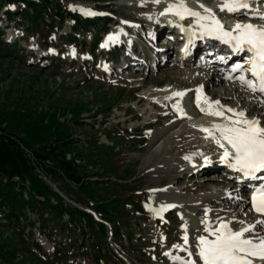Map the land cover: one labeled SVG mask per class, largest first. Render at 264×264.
Returning a JSON list of instances; mask_svg holds the SVG:
<instances>
[{
  "label": "rangeland",
  "instance_id": "obj_1",
  "mask_svg": "<svg viewBox=\"0 0 264 264\" xmlns=\"http://www.w3.org/2000/svg\"><path fill=\"white\" fill-rule=\"evenodd\" d=\"M57 1L50 0L49 5L52 6ZM186 1L211 8H217L221 2ZM13 3L14 1L5 2L0 6V129L24 144L22 146L27 151L25 154L30 159L33 158L29 151L44 149L45 153L47 148L57 145L55 139L60 133L61 136H68L67 140L71 143L67 144L68 148L62 150L63 159L68 160L74 153L78 155L73 162L81 167L79 173L85 176L82 180L95 182V188H90L95 198L103 199L106 196L105 198L109 199L118 196V193L120 197L130 194L129 198L119 197V200L122 203H125L123 201L126 199L129 200L126 203L136 202L138 207L141 197L143 198L141 208L144 211L140 210L139 215L134 213L135 208L128 207L129 204L118 206L125 212L124 217L119 214V223L114 225L119 237L117 240L121 241L117 243L127 247L124 249L127 258L117 254L123 264H175L165 255L167 252L188 259L187 252L179 251L173 248V245H183V225L188 218L192 219L193 212L197 218L196 222L202 217L207 218L205 205L214 218H222L225 221L233 219L230 225H239L241 220L246 223L252 220L246 215V210L242 209L243 206H240L241 202L211 201L229 195L225 189L230 183L226 180L220 182L223 177L221 174L214 172L205 173V176H187L190 167H186L194 164L193 156H198L195 151L200 150V142L197 143L194 130L189 127L192 124L200 126L207 119L199 115V109L192 105L196 97L191 89L206 83L210 85L211 93H215L212 96L222 105L237 111H248L247 117L261 115L264 109H261L253 98L242 96L241 92L237 91L238 88L219 82V77L214 76L212 80L207 74L210 70L205 67H190V63L185 64L186 66L172 63L169 61L170 55L166 65L159 68L150 67L147 62L140 61L141 53H144L141 43L134 37H139L142 30L133 22L144 25L145 17L160 9L161 3L157 5L152 0H63L61 3L64 4H60L62 8L79 16L80 21L83 20L79 24L80 29L73 31V36L70 34L71 28L67 18H64L56 30L53 27L56 24L54 22L51 29L41 25L40 28L32 29L33 31H25L23 28L27 21L17 18L12 8ZM81 9L113 15H110L111 18L109 16L110 21L106 25L99 26L98 20L83 14ZM4 11H8L13 17L5 18ZM120 19L129 21V37L124 39L134 40L135 48H141L139 61L132 59L129 62L133 64L132 67L141 69L135 71L133 68H127L118 74L114 69L110 74V65L113 61H118L116 50L111 49L109 45L101 47L104 44L101 34L97 36L99 43L94 45L92 50L89 47L90 34L102 28L105 31L117 29ZM68 34L70 38L67 37ZM40 47L43 48L42 52L38 49ZM118 54L120 59L124 52ZM104 58H108L110 63H103ZM174 59L172 57V60ZM139 62L142 63L141 66L138 65ZM113 78L115 82L112 81ZM172 91L186 93L182 99V107L190 119L182 118L176 109L167 106ZM190 131L191 134L188 133ZM18 147L24 152L20 143ZM61 148L62 146H58L57 151ZM97 149L102 151L99 153L104 155L103 157L107 154L112 156L106 157L108 159L105 162L104 158L103 162H100L96 159L100 156ZM91 155L97 156L84 164ZM185 156H191V162L185 160ZM47 160L42 161L43 165L40 167L34 162L31 163L33 172L41 180H44L46 171L43 166H51L50 160ZM99 163H102V166ZM106 163H112V169L106 166L102 169ZM45 178L48 179L46 176ZM64 183L68 188H63V193L55 189L59 183H49V188L52 187L51 190L57 192L65 203L77 206V201L72 200L77 198V195L73 196L77 193L76 187L67 181ZM104 185L106 187L101 189ZM223 193L225 195H221ZM235 196L243 200L242 195ZM165 198H172L179 207L170 208L168 213L161 215V219V216L153 211L156 212L169 204L171 199H167V203H161ZM146 205L153 210L150 211ZM8 210H18L24 213L23 217L20 215L16 221L11 220L9 224H5L2 216L7 214ZM201 212L204 213L203 216ZM37 213L39 211L36 209H18L12 201L9 205H0V243L3 241L14 247L8 260H0V264H103L104 259L94 261V252L90 251L87 245L98 237L85 233L80 235L76 230L79 224L74 227L75 232L71 235L55 233L50 222L46 223V228L41 229L33 216ZM42 215L45 216L44 213ZM183 216L187 217L186 221ZM117 217L112 218L117 220ZM62 220L65 221L64 215ZM27 221L32 226L28 225ZM234 225L233 229L237 227ZM106 226L112 229L111 223ZM200 228L196 230H199V235H203L205 232L200 231ZM15 231L19 233L21 240L13 236L12 232ZM187 234L189 250L194 252L191 240L193 241L196 232L187 231ZM70 239L71 244L67 242ZM33 243L35 245H32ZM104 244H107L106 240ZM92 250L95 251L94 246ZM37 258L42 263L38 262ZM131 259L135 261L131 262ZM193 259L198 263L196 256H193Z\"/></svg>",
  "mask_w": 264,
  "mask_h": 264
},
{
  "label": "snow or ice",
  "instance_id": "obj_2",
  "mask_svg": "<svg viewBox=\"0 0 264 264\" xmlns=\"http://www.w3.org/2000/svg\"><path fill=\"white\" fill-rule=\"evenodd\" d=\"M146 2V0H145ZM154 4H160L161 0H152ZM259 2L264 5V0H221L219 9L221 12L241 13L249 20L264 21V7L256 8ZM143 6V3L141 4ZM203 9L202 14L190 8L185 0H177L176 3H169L161 12V15L173 14L180 20L192 18L196 25L202 30L201 36H210L221 40L229 45L233 52L250 54V59L246 61L249 67L245 68L243 63H236L232 68V73H240L238 76L228 75L227 79L237 80L243 87L253 94H259V103L264 106V23L254 24L251 22H237L231 28L218 19L212 9L203 4L198 5ZM75 10V9H73ZM83 14L89 16L102 15L92 10L81 9ZM182 31H186L180 26ZM118 37L109 35L107 41L101 47H107L108 42H115ZM191 43V39L189 40ZM73 55L75 50L73 49ZM224 61L225 57L217 58ZM250 72V77L244 73ZM186 95L185 92H175L172 98L179 97L180 100ZM180 100L174 108L182 118H191L180 104ZM207 107H202L201 103ZM195 103L200 111L206 115L222 118L224 123L213 124L211 128L201 127L200 130L207 133L206 139H212L219 148L223 149L220 160L241 174L242 179L250 181H264V125L259 118H248L245 111H237L227 108L219 100L210 101L207 97H201V89L196 90ZM225 113H231L226 116ZM217 133L219 135H217ZM205 163L210 162L209 157L200 154ZM185 160H192L191 156H185ZM156 191V190H152ZM251 211L259 216H264V183L253 186L251 191ZM149 210L152 211L150 206ZM177 207L174 204L162 206L156 213L159 215L170 208ZM209 210L205 209V213ZM161 219L163 217L161 216ZM219 223L209 222L202 219L203 231L207 235H198L195 238V252L189 250V236L187 234V223L183 226V245H173V248L188 253V259L180 256H173L171 252L165 253L175 264H197L191 257L197 256L202 264H256L257 261L264 264V220H257L246 224L241 220L239 229L229 226L230 222H225L222 218H217ZM259 226L260 231L257 230ZM211 237V238H210Z\"/></svg>",
  "mask_w": 264,
  "mask_h": 264
},
{
  "label": "trees",
  "instance_id": "obj_3",
  "mask_svg": "<svg viewBox=\"0 0 264 264\" xmlns=\"http://www.w3.org/2000/svg\"><path fill=\"white\" fill-rule=\"evenodd\" d=\"M12 1H14L12 8L14 12H16V16H18L17 18L27 21V25L23 28L25 31H28V29L33 31L32 29L40 28L41 25L46 27V29H51L54 22L56 24L53 27L56 30L59 29L57 27L60 26L64 18H67L71 28L70 34L73 36V31L79 30V24L83 22V20L80 21L79 16L70 14V12L66 11L64 7L62 8L60 4H64L61 3L63 0H58L57 3L54 2L52 6L49 5L50 0H39L38 2L30 0H0V6H3L5 2L12 3ZM4 16L7 19H11L13 17V15H11L8 11L4 13ZM97 20L96 21L99 26H104V22L99 21V19ZM70 34L67 35L68 38H70ZM0 35H2L1 32ZM91 37L94 38V34H92ZM67 139L68 136H61L60 133L55 139V144H57L56 146H62L60 151H57V147L55 145L47 148L45 153L44 149L35 152L29 151V154L33 158L30 159L25 154L27 151H25L26 148L22 146L24 144L16 141L15 138L10 137L2 129H0V205L4 204L6 206L7 204H10V201H12L13 204L17 205L18 209L21 207L25 210L28 209L29 211H35L36 209L39 213L33 216L38 222V225H40V228H46V223L50 222L52 226L51 228L59 235L73 234L75 232L74 227L79 224L76 230L79 231L80 235L83 236L85 233L93 234L95 237H98V239H94V241L87 243L89 247L88 249L94 252L93 258L95 262L97 260L104 259L102 261L103 264H111L113 262L119 263V259L111 250L107 248V245L104 244V241L107 238L104 224L95 221L94 217L98 218L102 222H107V224L111 223L112 229L110 236L112 237V244L114 248L120 252L119 248L124 250L127 247H124L121 243H117L118 241H121L117 240L119 237L117 236L114 225L119 223V214L123 215V217L125 216V212H122L123 209L120 210L118 206L129 204L128 207L135 208L134 211L139 210V207L136 205V202L126 203L129 202L127 199L123 201L125 203H122V201L119 200V193L118 196L115 195L116 197H111L113 200L110 201L109 199L111 198L109 197V199H107L105 198L106 196L103 199H100V197L95 198L90 189L95 188V182L91 183V181L87 182L82 180L85 176L79 173L81 167L73 162L75 156L78 157V155L74 153V156L70 157L68 160L63 159L64 152H62V150L68 148L67 144L71 143V141ZM19 143L24 152L20 149V147H18ZM101 150L103 151V148ZM101 150H98V153L102 152ZM96 156L97 155H91V157L89 156L87 162L84 161V164H87L89 159L91 160V158H96ZM103 156H97L96 159L100 162H105V160L112 155L107 154L105 157ZM47 158L50 160L51 166L47 168L45 166L43 167L46 169L44 174L48 179L43 176L44 180H41L33 172V166L31 163L34 162L40 167L43 165L42 161H46ZM108 162H110V160H108ZM99 164L102 166V163ZM111 164H103V167L101 168L105 169L106 166V168L112 169L113 164ZM105 171L109 173L112 172V170ZM64 181L72 183L73 186L76 187L77 193L73 194V196L76 197L77 195V198H72V200L73 202L77 201L75 202L77 203V206L65 203L62 201L60 196L49 188V183H59L55 189L58 192H62L63 188H68ZM105 187V185L101 186V189H104ZM127 197L129 198L130 194H124L120 198L124 199ZM84 199L86 201H84ZM7 212V214H3L2 216L5 224H9L11 220L16 221L18 216L22 215L23 217L24 214L18 210L17 212H11V210H8ZM43 213L45 216L42 215ZM63 215L65 217V221L62 220ZM114 216H118L117 220H115L116 218H112ZM27 224L32 226L29 221H27ZM12 234L17 238V240H21L17 231L12 232ZM91 239L93 240V238ZM70 241L71 239L67 242L71 244ZM54 244L55 243L53 242V245ZM98 244H100V246H97ZM32 245L35 244L33 243ZM71 246H73V244ZM92 246L95 247L96 252L92 250ZM3 247L5 248L3 249ZM13 248L14 247H12V245H7L1 241L0 260H8L9 255L11 256V252L14 251ZM55 254L57 255L56 252ZM122 254L126 255L125 252ZM106 259H108V262H106ZM38 262L42 263L40 260H38Z\"/></svg>",
  "mask_w": 264,
  "mask_h": 264
},
{
  "label": "bare ground",
  "instance_id": "obj_4",
  "mask_svg": "<svg viewBox=\"0 0 264 264\" xmlns=\"http://www.w3.org/2000/svg\"><path fill=\"white\" fill-rule=\"evenodd\" d=\"M177 2V0H175V1H172V2H170V3H176ZM185 3L190 7V8H192V9H194V10H196V11H202V13H203V9H201V8H199V6L198 5H196L195 3H191L190 1H186L185 0ZM221 3V2H220ZM167 5V4H166ZM165 5V6H166ZM260 6V5H259ZM209 7V6H208ZM259 8H261V6L259 7ZM209 9H212V11L213 12H219L220 11V9H219V5H218V7L217 8H211V7H209ZM222 14H224V16H226L227 18H245L244 17V15H240L239 14V12H237V13H227V12H222ZM157 15H153V17L151 18V21H155L156 19H157ZM165 21V20H164ZM231 21H233V20H231ZM251 21H253V22H255L254 20H251ZM166 22V21H165ZM233 24H235V23H233ZM163 53H166V52H164L163 51ZM249 58H243V59H238V60H235V61H237V62H239V63H243L245 66V68H247V63H246V61L248 60ZM178 61L183 65H185L186 63H188V62H186V61H182L181 59H178ZM166 65V61H163L161 64H159V65H156L155 64V66H156V68H159L160 66H165ZM208 75H210V77L212 78V80L214 79V76H215V74L211 71V72H208L207 73ZM218 80H221L220 79V77L218 78ZM207 82V81H206ZM233 84L236 86V88H238L239 89V87L237 86V83L236 82H233ZM198 89H201V97L203 98L205 95V97H207V96H212V95H215V93L214 94H212L211 93V91L209 90L210 89V85H206V83H202V85H199L198 86ZM176 91H172L170 94H171V97H170V99H169V101L170 100H173V101H175V102H177L178 100H179V97H175V98H172V94L173 93H175ZM243 92V91H242ZM208 93H209V95H208ZM203 94H205V95H203ZM195 95V97H196V93L194 94ZM201 106L202 107H207L206 105H204L203 104V102L201 103ZM196 107H197V105H196ZM197 109H199L198 107H197ZM199 113V115H201V116H205V117H207V119H206V121H205V123L204 124H202V125H200V126H198V125H196V124H192V125H190V127H189V129L190 130H194V138L196 139V141H197V143H201L204 147H205V149H207V152L206 153H202V151H201V149L199 150H197V151H195V153L198 155L197 157L196 156H193L195 159V161H193L194 162V164H192V165H190V166H188V167H186V168H188L189 169V167H190V169L192 168L193 170H194V168H197L195 171H197V172H201V171H199V168L202 166L201 164L204 162V160H203V158H202V156L200 155V154H203L204 156H207V157H209V160L211 161V162H214V164H217V163H219V162H222L223 164H224V162L223 161H221L220 159H219V156H220V153H221V151L223 150V149H221V148H219L218 147V145L212 140V139H206L205 137L207 136V133H205V132H203V131H201L200 130V128L201 127H207V128H211V126L213 125V124H217V123H224L225 121L222 119V118H220V117H216V116H211V115H206V114H204V113H202L201 111H200V109L199 110H197ZM245 113H248V111H245ZM226 116H231V113H226L225 114ZM200 116V117H201ZM260 120H261V123H262V125H264V110H262L261 111V115L259 114L258 116H257ZM205 119V118H204ZM200 121V120H199ZM201 122V121H200ZM189 131V130H188ZM189 134H191V131L190 132H188ZM217 135H219L218 133H217ZM201 147V146H200ZM184 149V148H183ZM173 150H175V148H173ZM208 153V154H207ZM192 154H194V153H192ZM218 161V162H217ZM225 167L227 168V167H229L227 164H225ZM186 168H182L183 170L184 169H186ZM225 168V169H226ZM206 169V171H209V170H207V168H205ZM230 170H233L231 167H230ZM222 175V174H221ZM205 176V175H204ZM223 177H221V179H220V182H223V179L225 180V179H228V176H226V175H222ZM218 180V179H217ZM229 195H230V193H228ZM225 195V194H224ZM226 197H228L227 195H225V196H223V197H217V199L215 200H211V201H217V200H227V202H229L230 200H232L231 199V196L230 197H228V198H226ZM214 198V197H213ZM171 202H174L173 201V199H171V201H169V203H171ZM167 203V202H166ZM204 203V202H203ZM245 203V205L246 206H248V195H247V197L246 198H243V200L241 201V204H244ZM188 204V203H187ZM189 207L191 206L190 204L188 205ZM246 206H245V209H247L246 208ZM160 209V208H159ZM157 210H158V208H157ZM204 214V213H203ZM203 216V215H202ZM205 216H207V220L211 223V222H213L212 220H214L212 217V215L211 214H209V212H207V215L205 214ZM209 216H212L211 218L209 217ZM255 217V219H257V220H261L260 219V216H254ZM204 217H202V219H203ZM205 219V218H204ZM215 223H219V220L217 219L216 221H215ZM242 226V225H241ZM240 226V227H241ZM192 227H197V228H199V227H201L200 228V231H202V232H204L203 231V228H204V225L203 224H201L200 222H196V221H194L193 220V218L191 219V218H189L188 219V221H187V229H191ZM240 227H238L237 229H239ZM203 235H207V233H205V234H203ZM211 238V237H210ZM256 264H261V262H259V261H257L256 262Z\"/></svg>",
  "mask_w": 264,
  "mask_h": 264
}]
</instances>
